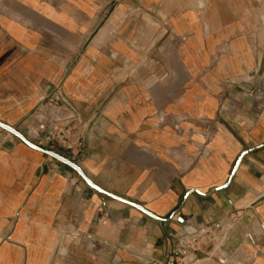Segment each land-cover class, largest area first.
<instances>
[{"label":"crops","instance_id":"crops-1","mask_svg":"<svg viewBox=\"0 0 264 264\" xmlns=\"http://www.w3.org/2000/svg\"><path fill=\"white\" fill-rule=\"evenodd\" d=\"M56 85L73 149L32 129ZM0 121L171 218L0 128V264L166 261L230 210L195 264H264V0H0Z\"/></svg>","mask_w":264,"mask_h":264},{"label":"built area","instance_id":"built-area-1","mask_svg":"<svg viewBox=\"0 0 264 264\" xmlns=\"http://www.w3.org/2000/svg\"><path fill=\"white\" fill-rule=\"evenodd\" d=\"M31 118L35 122L32 128L34 133L38 136L44 134L50 143L69 149L80 145V140L74 138L77 124L82 117L60 85L44 92ZM239 219L236 210H230L224 216V220L232 226ZM223 221L199 223L197 226L191 224L190 229L177 235L174 253L169 255L166 261L147 258L142 264H195L201 255L207 253L206 248L223 228Z\"/></svg>","mask_w":264,"mask_h":264},{"label":"water","instance_id":"water-1","mask_svg":"<svg viewBox=\"0 0 264 264\" xmlns=\"http://www.w3.org/2000/svg\"><path fill=\"white\" fill-rule=\"evenodd\" d=\"M0 128L8 131V132H11L12 134H14L15 136H17L20 140H22L26 145L36 149V150H39V151H42L43 153L55 158L57 161L61 162V163H64L68 166H70L71 168H73L78 174L79 176L87 183L89 184V186H91L92 188H94L96 191L102 193V194H105L109 197H112V198H115V199H118V200H121L123 202H125L126 204L128 205H131L133 207H136L138 209H140L141 211H143L144 213L148 214L149 216L153 217L154 219L160 221V222H167L169 221L171 218H163V217H160V216H157L155 215L154 213H152L151 211L147 210L146 208H144L143 206H141L140 204L136 203V202H133L131 200H128V199H125V198H122V197H119L105 189H103L102 187L98 186L93 180H91L89 178V176L83 171V169L76 163L74 162L73 160L53 151V150H50V149H47V148H44V147H41L35 143H33L31 140H29L22 132H20L18 129H16L15 127L13 126H10L9 124L5 123V122H2L0 121ZM264 146V144L262 145H259V146H256L254 148H251V149H248L246 150L245 152H243V154L240 156L235 168H234V171L232 173V177L234 176V174L236 173L239 165L241 164V161L243 160V158L245 156H247L249 153H251L253 150H256L260 147ZM227 187V185H224V186H220V187H217L215 188L214 190L215 191H221V190H224L225 188ZM192 192H198L202 195H205V196H208L210 195V193H202L200 192L199 190H196V189H192L189 191L188 195L191 194ZM180 209L176 210V213H178Z\"/></svg>","mask_w":264,"mask_h":264},{"label":"bare ground","instance_id":"bare-ground-1","mask_svg":"<svg viewBox=\"0 0 264 264\" xmlns=\"http://www.w3.org/2000/svg\"><path fill=\"white\" fill-rule=\"evenodd\" d=\"M102 31H104L103 29H102ZM102 31H101V33H102ZM105 31H106V29H105ZM103 34V33H102ZM102 34H100L101 36H102ZM101 39V38H100ZM103 39V38H102ZM94 42H96V41H94ZM98 42V41H97ZM101 42V41H100ZM95 44V43H94ZM96 45V44H95Z\"/></svg>","mask_w":264,"mask_h":264}]
</instances>
